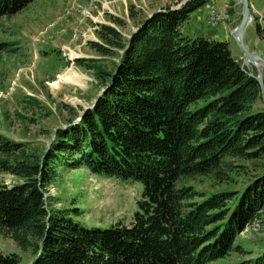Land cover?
<instances>
[{"label":"trees","instance_id":"trees-1","mask_svg":"<svg viewBox=\"0 0 264 264\" xmlns=\"http://www.w3.org/2000/svg\"><path fill=\"white\" fill-rule=\"evenodd\" d=\"M31 1L0 0V17ZM205 1L162 6L129 37L100 25L99 41L89 44L103 55L120 51L118 61L93 107L56 130L44 154L30 155L22 143L0 134V172L17 180L0 181V235L21 250L31 248V264H222L235 249L234 238L259 217L264 108L249 112L260 96L258 84L225 41L180 33L188 14ZM111 21L122 25L119 18ZM255 30L260 33L258 25ZM227 157L259 159L261 170L235 190L203 198L179 184L185 177L221 181L230 171L239 173L240 165ZM58 163L138 182L140 198L129 223L86 228L71 217L78 208L48 205L44 193ZM250 263L264 264V251ZM0 264L21 259L0 251Z\"/></svg>","mask_w":264,"mask_h":264},{"label":"rangeland","instance_id":"rangeland-1","mask_svg":"<svg viewBox=\"0 0 264 264\" xmlns=\"http://www.w3.org/2000/svg\"><path fill=\"white\" fill-rule=\"evenodd\" d=\"M174 2L179 5L184 0H32L13 15L0 17V134L22 143L30 155L44 154L56 130L76 123L93 107L108 84L106 73L118 61L120 51L103 55L91 48L89 42L99 41L96 31L100 25L112 26L126 37L151 12ZM233 3L229 0L230 20L235 15ZM235 4L239 11V5ZM249 6L252 19L245 27L243 40L249 46L254 45L264 59V27L261 28L259 17H264V0H249ZM205 8L215 16L222 12L215 0H206ZM196 11L203 16L194 22L191 19ZM204 13L202 5L190 12L179 26L181 35L225 41L232 58L240 63V52L227 31L237 23L238 13L225 32L220 26L230 20L219 19L215 21L216 27H207L203 22ZM111 17L119 18L122 25L112 23ZM255 25L259 26V34ZM67 67L84 78V85L62 84L59 89H53L50 83ZM260 72L264 84V70ZM200 104L199 101L197 105ZM262 108L264 101L259 96L251 103L249 112ZM225 161L234 166L239 164V173L230 171L221 181L213 177H185L179 184L192 188L203 198L218 190L239 188L262 165L259 159L227 157ZM0 181L8 185L17 180L11 174L0 172ZM140 190L138 182L106 178L83 167L70 168L58 163L53 181L44 194L50 206L78 208L79 213L70 214L82 226L103 229L118 222L129 223L137 209ZM232 246L235 249L220 260L222 264H251L264 251V206L259 217L234 238ZM0 251L17 253L21 264H31L33 260L31 248L21 250L7 236L0 235Z\"/></svg>","mask_w":264,"mask_h":264},{"label":"water","instance_id":"water-1","mask_svg":"<svg viewBox=\"0 0 264 264\" xmlns=\"http://www.w3.org/2000/svg\"><path fill=\"white\" fill-rule=\"evenodd\" d=\"M233 1L239 5L238 21L232 28L228 30V33L232 40L235 42L241 55V62L239 63V67L248 76H251L253 79H255L259 87V94L264 101V84L261 80L262 73L260 72V69L264 70V59L260 57L259 53H257L254 45L249 47L243 40L245 27L252 19L249 0ZM136 29L137 27L132 28L131 32L135 31ZM127 37H129V35H127ZM249 65L254 69V73L251 71ZM258 66L260 67V69L257 68Z\"/></svg>","mask_w":264,"mask_h":264},{"label":"bare ground","instance_id":"bare-ground-1","mask_svg":"<svg viewBox=\"0 0 264 264\" xmlns=\"http://www.w3.org/2000/svg\"><path fill=\"white\" fill-rule=\"evenodd\" d=\"M203 5L205 8V3ZM212 16L214 18V24H215V21H217L219 19L224 20V13L223 12H220V14H218L216 16H215V14H212ZM259 17L261 20L264 21L263 15H260ZM257 68L260 69L259 66ZM82 83H84V78L82 76H80L76 71L67 67V69L60 72L56 76V79L54 81H52L50 83V85L53 89H59L62 84H75V85L83 86L84 84H82Z\"/></svg>","mask_w":264,"mask_h":264},{"label":"built area","instance_id":"built-area-1","mask_svg":"<svg viewBox=\"0 0 264 264\" xmlns=\"http://www.w3.org/2000/svg\"><path fill=\"white\" fill-rule=\"evenodd\" d=\"M215 4L219 5V9L222 10V12L224 13V21L227 22L230 20V15H229V9H230V5H229V0H215ZM202 7H204V5L202 4ZM204 17H203V22L205 23V25L207 27H216V25L214 24V18L212 16V13L210 11V9L204 8ZM252 17V15H251ZM260 26L261 28L264 27V21L260 19ZM229 30V28L227 29V31Z\"/></svg>","mask_w":264,"mask_h":264},{"label":"crops","instance_id":"crops-1","mask_svg":"<svg viewBox=\"0 0 264 264\" xmlns=\"http://www.w3.org/2000/svg\"><path fill=\"white\" fill-rule=\"evenodd\" d=\"M232 5H234V9H233V12L235 13V15L233 16V18L229 21V22H227L225 25H221L220 27H221V30L222 31H226V29L229 27V26H232V21L234 20V17H235V20H236V15H237V13H238V9L236 8V4L235 3H233ZM202 16H203V14H201V13H199V12H197L196 11V13H194V16L192 17V21H194V22H196V21H200V19L202 18ZM253 22V21H252ZM193 24V23H192ZM248 45V44H247ZM249 46V45H248ZM250 47V46H249Z\"/></svg>","mask_w":264,"mask_h":264}]
</instances>
